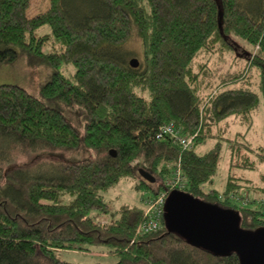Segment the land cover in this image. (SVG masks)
I'll return each mask as SVG.
<instances>
[{"label":"trees","instance_id":"trees-1","mask_svg":"<svg viewBox=\"0 0 264 264\" xmlns=\"http://www.w3.org/2000/svg\"><path fill=\"white\" fill-rule=\"evenodd\" d=\"M253 1L254 8L241 0H81L88 12L74 14L73 0H49L45 12L28 18V0H0V66L22 61L47 73L36 97L0 85V264H71L62 253L99 247L115 264H239L235 254L216 256L168 233L163 218L158 232L138 235L143 211L112 212L103 195L143 169L167 194L178 190L232 210L244 230L264 227V185L249 191L258 200L243 185L250 181L230 176L223 192L205 189L219 169L224 123L252 125L259 105L253 78L264 96V0ZM43 27L50 33L39 36ZM133 40L143 55L136 68L129 65L134 51L121 56ZM235 40L257 48L253 57L238 55ZM227 56L233 63L224 70ZM62 66L74 68L70 78ZM70 111L81 127L66 119ZM168 124L193 144L158 140ZM245 136L228 141L231 165L255 170L251 156L264 164V149H252ZM211 138L219 141L199 152ZM43 154L74 161L48 174L16 162ZM177 171L184 187L169 189ZM150 187L138 176L135 189Z\"/></svg>","mask_w":264,"mask_h":264},{"label":"rangeland","instance_id":"rangeland-1","mask_svg":"<svg viewBox=\"0 0 264 264\" xmlns=\"http://www.w3.org/2000/svg\"><path fill=\"white\" fill-rule=\"evenodd\" d=\"M252 1V2H251ZM251 2V3H250ZM253 0H241L243 6L249 5L250 7H255L253 4ZM49 7V0H28V7L26 9V17L32 18L36 15H39L45 12ZM80 9H78V8ZM72 12L74 14H85L88 12L87 7L82 4L81 0H73L72 2ZM50 30L48 27H43L38 30V35L49 34ZM239 47L237 54L242 56L243 51L251 54L252 57L256 53L257 48L253 50H249V47L246 46L245 43L235 40ZM130 43V44H129ZM122 51V57L125 58L127 55L135 52V56L133 57L135 60L139 59L141 62L143 60V55L141 52V44L137 40H133L129 42ZM49 46V45H48ZM47 50L50 49L47 47ZM139 52V53H138ZM141 52V53H140ZM129 61V58L126 59ZM233 63V59L231 57L226 58L224 64H222L223 69L226 70ZM244 61L239 62V66H242ZM254 72V71H253ZM60 73L67 78H70L74 73V68L72 66H62L60 67ZM44 74V76H42ZM45 71H37L31 70L24 66L22 61H19L13 66H0V85H16L20 88L27 91L30 95L36 97L38 96V90L40 85L45 81L46 76ZM255 77V76H254ZM255 82V84H254ZM253 90L259 96V105L258 109L252 114V125L250 128L246 125H241L238 120L234 118H230L227 120L226 130L224 131L222 142V153L221 160L219 164V169L216 176L213 178V184L206 185L205 189H215L218 192H223L226 182L230 177L239 178L242 180H248L250 182H244L243 185H247L248 187V195L252 199H257L258 197L253 196L252 192H249L253 187H259L264 185V164H259L257 156L252 154V160L256 161V169L255 170H243L236 167H232L231 158L229 155L230 145L233 143L228 142L229 140H233V138L237 134H246L245 142L249 144L252 149L263 148L264 149V96L258 90L259 79H252ZM66 119L75 127H81L82 123L79 121V113L77 111H70L65 114ZM221 124V127L224 126ZM217 129L213 130V133L216 134ZM239 140L240 138L237 137ZM236 140V139H235ZM218 138L208 139L207 143L204 146L199 148V152L207 151L210 149L216 142H218ZM241 141V140H240ZM242 142V141H241ZM193 144V143H192ZM237 146V144H236ZM203 151V152H204ZM244 151L242 150L241 153ZM17 163L27 164L30 167V170L33 172H37L39 174H48L52 173L56 166L60 163L72 162V158H68L63 155H49L43 154V156L25 158L22 155H17ZM76 159V158H75ZM77 160V159H76ZM235 165V162H234ZM143 170V169H142ZM138 176L136 178H127L122 179L117 185L111 188L109 191L104 193L103 198L105 202L110 206L112 212H119L121 208L124 206H132L138 207L143 211V214L150 210V205L155 203L157 200V195L164 190V184H162V188L159 190V184L161 182L157 180L158 178H154L155 182L151 184V191L146 190H137L135 189L136 184L138 182ZM140 177V176H139ZM157 180V181H156ZM169 182H172V176L168 178ZM168 182V183H169ZM157 194H154V192ZM258 200V199H257ZM107 217L101 216L98 220L102 223H106ZM96 252L92 254H78V253H62L60 259L66 261L71 264H115L117 262V257L108 254H100L99 252L105 251L109 252V249L106 247L94 248Z\"/></svg>","mask_w":264,"mask_h":264},{"label":"water","instance_id":"water-1","mask_svg":"<svg viewBox=\"0 0 264 264\" xmlns=\"http://www.w3.org/2000/svg\"><path fill=\"white\" fill-rule=\"evenodd\" d=\"M129 65L136 68L138 62L133 59ZM138 175L149 184L155 182L142 169L138 170ZM163 220L168 233L196 248L216 256L235 254L239 264H264V227L254 231L240 228L239 215L232 210L218 209L174 190L164 202Z\"/></svg>","mask_w":264,"mask_h":264},{"label":"built area","instance_id":"built-area-1","mask_svg":"<svg viewBox=\"0 0 264 264\" xmlns=\"http://www.w3.org/2000/svg\"><path fill=\"white\" fill-rule=\"evenodd\" d=\"M174 137L180 145L184 148H189L193 143V138H182L176 134V130L172 124L162 126L157 134V139L161 140L163 137ZM184 178H182L181 174L177 171L175 176L172 179V182L168 183L170 188H178L182 189L184 187ZM167 193L165 191L158 194L157 200L155 203L150 205V210L143 214L144 219L143 222L140 223L136 229V233L138 235L156 233L161 228V220L163 218V206L167 197ZM246 202V201H245Z\"/></svg>","mask_w":264,"mask_h":264}]
</instances>
